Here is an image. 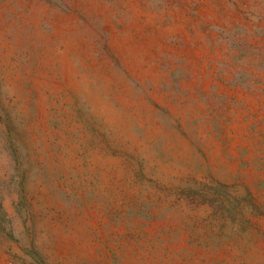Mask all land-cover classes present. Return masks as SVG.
Listing matches in <instances>:
<instances>
[{"label": "rangeland", "instance_id": "1", "mask_svg": "<svg viewBox=\"0 0 264 264\" xmlns=\"http://www.w3.org/2000/svg\"><path fill=\"white\" fill-rule=\"evenodd\" d=\"M0 264H264V0H0Z\"/></svg>", "mask_w": 264, "mask_h": 264}]
</instances>
